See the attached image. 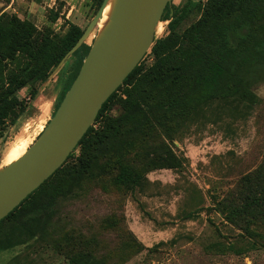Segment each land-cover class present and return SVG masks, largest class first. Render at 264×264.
<instances>
[{
  "label": "rangeland",
  "instance_id": "rangeland-1",
  "mask_svg": "<svg viewBox=\"0 0 264 264\" xmlns=\"http://www.w3.org/2000/svg\"><path fill=\"white\" fill-rule=\"evenodd\" d=\"M206 2L172 0L177 15L190 8L177 28L180 34L200 18ZM97 8L98 0H0V16L32 21L38 38L45 31L63 36L70 23L85 29ZM171 21H161L156 40L168 34ZM74 61L68 59L47 82L17 93L20 105L0 127V168L9 150L24 152L47 126ZM154 61L150 53L145 67ZM11 68L17 64L10 63ZM252 91V100L206 108L173 143L181 166L150 172L144 186L129 189L116 176H103L47 208L26 203L0 225V244L8 245L0 264H264V222L246 228L222 212L226 207L231 213L245 194L264 198V78ZM119 108L111 114H119ZM259 212L264 213L253 210L246 218Z\"/></svg>",
  "mask_w": 264,
  "mask_h": 264
},
{
  "label": "trees",
  "instance_id": "trees-1",
  "mask_svg": "<svg viewBox=\"0 0 264 264\" xmlns=\"http://www.w3.org/2000/svg\"><path fill=\"white\" fill-rule=\"evenodd\" d=\"M102 2L98 0L96 13ZM165 11L162 20L172 19L168 34L155 40L103 104L94 125L66 162L0 225L26 203L32 201V209L47 208L88 180L116 176L129 189L144 186L150 172L181 166L183 159L173 143L211 104L255 98L252 87L264 78V0H207L200 18L181 34L177 28L190 8L179 15L170 5ZM56 19L57 15L53 21ZM85 29L70 23L63 36L45 31L38 38L32 21L14 14L0 16V127L20 105L17 93L52 79ZM93 41L83 43L69 58H75L74 65L55 112L78 76ZM150 53L155 61L145 67L144 59ZM10 63H16L17 68L9 69ZM38 95L35 92L32 97ZM116 105L119 114L114 116L111 111ZM98 122L101 125L95 128ZM77 149L80 153L71 163ZM240 201L230 207L229 214L226 207L222 209L227 217L231 215L229 222L246 228L248 223L264 222L262 212L246 218L253 210L264 211V198L245 194ZM7 247L1 243L0 252Z\"/></svg>",
  "mask_w": 264,
  "mask_h": 264
},
{
  "label": "water",
  "instance_id": "water-1",
  "mask_svg": "<svg viewBox=\"0 0 264 264\" xmlns=\"http://www.w3.org/2000/svg\"><path fill=\"white\" fill-rule=\"evenodd\" d=\"M172 0H103L78 42L53 75L88 42L106 7L78 76L36 141L17 160L0 168V221L50 178L69 158L103 104L123 84L156 40L157 28Z\"/></svg>",
  "mask_w": 264,
  "mask_h": 264
},
{
  "label": "bare ground",
  "instance_id": "bare-ground-1",
  "mask_svg": "<svg viewBox=\"0 0 264 264\" xmlns=\"http://www.w3.org/2000/svg\"><path fill=\"white\" fill-rule=\"evenodd\" d=\"M110 10H111V4H109V5L106 7V9H105V12H104L103 18H102V20H101V22H100V24H99L100 27H102V26L106 23V21L108 20V16H109ZM160 26H161V23L159 24V26H158V28H157V33L159 32ZM16 146H17V145H16ZM23 146H24V145H23ZM21 148H22V147H21ZM17 149H18V147H17ZM22 149H23V148H22ZM26 150H27V149H26ZM26 150H25V151H26ZM20 151H21V150H20ZM25 151L22 152V153H19V152L16 150V148H15V149H11V150H9V151L6 153V155H5V163H6V165L9 164V163H11V162H13V161H15V160H17L19 157H21V156L25 153ZM5 163H4V164H5Z\"/></svg>",
  "mask_w": 264,
  "mask_h": 264
},
{
  "label": "crops",
  "instance_id": "crops-1",
  "mask_svg": "<svg viewBox=\"0 0 264 264\" xmlns=\"http://www.w3.org/2000/svg\"><path fill=\"white\" fill-rule=\"evenodd\" d=\"M10 260V259H9Z\"/></svg>",
  "mask_w": 264,
  "mask_h": 264
}]
</instances>
